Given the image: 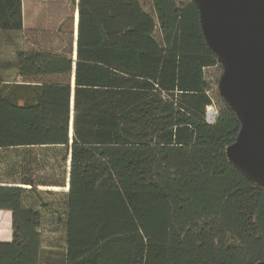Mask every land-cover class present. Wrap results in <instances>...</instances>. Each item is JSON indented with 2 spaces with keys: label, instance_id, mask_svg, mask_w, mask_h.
I'll list each match as a JSON object with an SVG mask.
<instances>
[{
  "label": "trees",
  "instance_id": "16d2710c",
  "mask_svg": "<svg viewBox=\"0 0 264 264\" xmlns=\"http://www.w3.org/2000/svg\"><path fill=\"white\" fill-rule=\"evenodd\" d=\"M21 27V1L0 0V32ZM17 67L20 84L0 75V264L264 261V189L226 157L240 123L192 0H78L74 69Z\"/></svg>",
  "mask_w": 264,
  "mask_h": 264
},
{
  "label": "water",
  "instance_id": "95a60500",
  "mask_svg": "<svg viewBox=\"0 0 264 264\" xmlns=\"http://www.w3.org/2000/svg\"><path fill=\"white\" fill-rule=\"evenodd\" d=\"M192 2L205 43L222 67L218 93L240 123L226 157L264 189V0ZM71 125L72 111L70 131Z\"/></svg>",
  "mask_w": 264,
  "mask_h": 264
},
{
  "label": "crops",
  "instance_id": "0c3cea01",
  "mask_svg": "<svg viewBox=\"0 0 264 264\" xmlns=\"http://www.w3.org/2000/svg\"><path fill=\"white\" fill-rule=\"evenodd\" d=\"M20 1L21 30L0 32L4 44L5 84L13 82L20 84L23 81L18 76L17 69L18 54L20 53L35 52L69 57L73 70L78 38V0ZM9 74H11V78H7ZM71 84H73V78ZM10 240L0 239V242H9Z\"/></svg>",
  "mask_w": 264,
  "mask_h": 264
},
{
  "label": "rangeland",
  "instance_id": "374dc122",
  "mask_svg": "<svg viewBox=\"0 0 264 264\" xmlns=\"http://www.w3.org/2000/svg\"><path fill=\"white\" fill-rule=\"evenodd\" d=\"M0 75L2 77L3 80H5L6 76L4 74V71H3V61H4V44H3V36L0 37ZM220 74L219 71H214V70H209L207 72V76H208V80L209 81H215V84H214V90H217L218 91V88H217V84H218V80H219V77H220ZM7 78H11V74H9L7 76ZM214 97L218 103V106L220 107L221 106V102L218 98V96L216 95L215 91H214ZM54 188V187H53ZM46 189V188H45ZM60 191L61 189L58 188ZM63 190V188H62ZM64 191V190H63ZM49 201H53L54 199L53 198H50L48 199ZM4 212V211H3ZM54 225H49V226H45V230H50L51 232H47L44 234L43 236V247H46V248H50L51 247V243L52 242H55L56 244H63V235L60 231H56L54 230ZM54 233H53V232ZM0 239L1 240H9L11 239V217H10V214H5V215H0Z\"/></svg>",
  "mask_w": 264,
  "mask_h": 264
},
{
  "label": "built area",
  "instance_id": "2783aa9c",
  "mask_svg": "<svg viewBox=\"0 0 264 264\" xmlns=\"http://www.w3.org/2000/svg\"><path fill=\"white\" fill-rule=\"evenodd\" d=\"M217 111L215 105L212 104L206 109V119L208 122H212L216 117Z\"/></svg>",
  "mask_w": 264,
  "mask_h": 264
},
{
  "label": "bare ground",
  "instance_id": "6f19581e",
  "mask_svg": "<svg viewBox=\"0 0 264 264\" xmlns=\"http://www.w3.org/2000/svg\"><path fill=\"white\" fill-rule=\"evenodd\" d=\"M46 189H47V190L50 189V190H53V191H58V190H59L58 188H53V187H51V188H46ZM63 190L66 191V190H67V187H66V188H63Z\"/></svg>",
  "mask_w": 264,
  "mask_h": 264
}]
</instances>
